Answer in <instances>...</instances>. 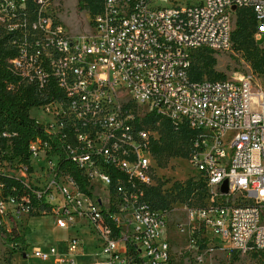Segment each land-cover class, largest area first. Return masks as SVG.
Listing matches in <instances>:
<instances>
[{"label":"built area","instance_id":"built-area-1","mask_svg":"<svg viewBox=\"0 0 264 264\" xmlns=\"http://www.w3.org/2000/svg\"><path fill=\"white\" fill-rule=\"evenodd\" d=\"M182 1L100 0L88 30L69 35L46 15L47 0H33L34 19L18 24L17 11L27 0H0L10 34L29 26L36 36L11 38L18 50L11 70L48 100L30 110L44 113L32 117L42 135L26 145L19 131L0 126V227L6 231L8 219L18 222L40 203L58 227L81 228L67 240L66 254L54 245L34 247L32 258H53L55 264H190L175 257L167 213L146 197L153 185V139L139 127L131 101L194 132L190 159L207 182L210 204L190 209L189 218L201 219L229 249L264 257V90L256 89L252 75H191L194 50L230 47L239 8L254 12L255 40L264 46V0ZM69 163L88 182L86 190ZM37 170L43 185L35 187L26 178ZM91 182L117 193L119 203L108 205ZM197 233L191 229V245ZM83 254L89 257L80 260ZM96 256L103 258L90 259Z\"/></svg>","mask_w":264,"mask_h":264},{"label":"rangeland","instance_id":"rangeland-1","mask_svg":"<svg viewBox=\"0 0 264 264\" xmlns=\"http://www.w3.org/2000/svg\"><path fill=\"white\" fill-rule=\"evenodd\" d=\"M94 1V0H93ZM96 1V0H95ZM187 1L194 3L200 0H183V3ZM80 0H47L45 6L46 15H49L59 21L66 32L69 35H79L88 30L89 16L93 14L89 10H79L78 4ZM37 7L33 4V0H27V3L23 8L18 9V18L14 24L27 21L30 23L36 14ZM38 13V12H37ZM248 17L247 11L236 12L233 16V30L236 28V21L239 16ZM3 15L0 14V32L4 34H10L9 29L11 27L10 22L3 21ZM256 29V25L250 24L247 30L246 42L239 44L233 42L231 39V45L228 49L223 51H214L211 55L215 59V63L212 68L205 69L202 79L218 80V79H232L239 78L244 75H252L255 87L263 88L264 90V74L255 72L251 65V59L254 55L261 56L264 52L263 45H257L255 43L254 34L250 36V32ZM232 30V31H233ZM11 35V34H10ZM35 33L32 32L28 26L27 30L23 31V34L14 32L9 36L11 38L18 39H35ZM12 45V41L10 42ZM263 43V42H262ZM47 52L46 47L42 48ZM192 63L199 65L196 60V56L199 54L207 55V52L201 50L193 51ZM122 101V100H121ZM129 107L134 109L135 114L141 121H138L139 127L145 128L151 135L152 139H159L161 137L168 138L167 132L174 130L179 132V129L175 127L170 121L164 118H160L155 122L145 118L146 114L150 112L148 106L140 104L135 101L129 102ZM31 117L40 118L44 116L43 111L34 110L30 111ZM175 140L174 147L182 149L183 156H169L170 154L164 153L162 156L152 155V183L157 189V193H151V190H146V197L150 201V198L156 203H162L164 201L165 206L161 207L167 213V237L171 242L172 249L176 258H183L190 264H264V257L258 253L243 254L238 251L229 249L226 247L222 240L215 236L212 229H208L203 224L202 220L198 217H194L193 220L189 218L188 211L194 209L195 211L207 207L210 204L209 189L208 196H205V192L201 189L192 190L193 187L187 186L188 179H193L198 183L202 177L199 174L196 167L192 164L190 159L191 144L184 141L178 136ZM166 160V163L164 161ZM26 180L33 186L38 187L43 185L41 171H33L29 174ZM183 183L180 187H172L173 183ZM92 190L94 194L99 195L107 203L116 204L119 203V197L117 193L111 191L110 194L104 189L101 182L92 184ZM110 197V199H108ZM42 205L36 204L29 214H22L20 220L16 222L14 219H8L5 222L4 227L7 230L0 233V264H55L54 259L50 258L47 261H41L37 258H32V250L34 247H41L43 250H49L50 246L54 245L61 250L63 254L64 248L67 244V240L70 236L79 233L81 228H63L58 227L56 224V216L50 211L45 213L41 211ZM159 209V208H157ZM45 213V214H44ZM82 230H88L86 228V222L83 221ZM4 228V229H5ZM15 228L19 235L25 237L24 244L20 245L22 248L14 249L13 245L5 238L10 235L9 230ZM191 229H196L198 232V240L196 245H191L190 233ZM87 243L90 238L88 234H82ZM25 249V254L22 252ZM91 251L88 249L89 252ZM25 255V256H24ZM103 257L96 256L90 258L91 260H99Z\"/></svg>","mask_w":264,"mask_h":264},{"label":"trees","instance_id":"trees-1","mask_svg":"<svg viewBox=\"0 0 264 264\" xmlns=\"http://www.w3.org/2000/svg\"><path fill=\"white\" fill-rule=\"evenodd\" d=\"M100 0H80L78 4L79 10H89L92 13H95L100 8ZM248 10V17L239 16L236 21V28L232 31L231 39L235 43L244 44L246 42L247 30L250 24L256 25L254 12L250 8H239L236 12L240 13ZM256 29L250 32V36L255 34ZM10 34H4L0 32V126L7 124L10 128L20 132V142L23 145L37 136L42 135V126L36 122L30 116V110L39 104L45 103L48 100L44 99L42 95L37 91L34 85L32 84H23L19 83V78L11 70L10 60L17 56V47L11 45V39L9 40ZM255 43H259L255 40ZM205 51L208 54L203 55L199 54L196 56V60L200 63L199 65L192 64L191 75L194 79H202L205 69L212 68V65L215 63V59L212 57L214 51L208 49H197L194 51ZM194 52H192V57ZM195 56V55H194ZM251 65L255 72L264 74V52L261 56L254 55L251 59ZM12 84L13 88L9 89L8 85ZM145 118L150 119L152 122L157 121L160 118H164L163 115L156 113V111H150L146 114ZM167 119V118H166ZM139 121L142 119L139 118ZM170 121L169 119H167ZM179 132H175L173 129L167 132L168 138L161 137L154 139L151 146V152L157 155H163L164 153L170 154L169 156H183L182 149L175 148V140L178 136L181 137L184 141L191 144V141L194 137V132L188 129L186 126H181L178 128ZM166 163V160L164 161ZM71 172L75 179L78 181V185L81 190H86L88 182H86L81 173L72 166V163H69ZM201 175V173H199ZM202 179L196 183L193 179H188L187 186L193 187L192 190L201 189L205 192V196H208V186L205 178L201 175ZM183 183L175 182L172 187H180ZM151 193H157V189L152 185L149 187ZM151 204L155 208L164 207V201L162 203H156L150 198ZM44 205L42 204L41 209ZM5 231L0 227V233L3 234ZM117 234H120V231L116 230ZM197 237V234L193 235ZM9 241L14 249H21L20 245L24 244L25 237L19 235L16 230H13L10 235L5 237ZM23 250V249H22Z\"/></svg>","mask_w":264,"mask_h":264},{"label":"water","instance_id":"water-1","mask_svg":"<svg viewBox=\"0 0 264 264\" xmlns=\"http://www.w3.org/2000/svg\"><path fill=\"white\" fill-rule=\"evenodd\" d=\"M232 9H233V10H236V7L233 6ZM222 190H223L224 192L227 191V183H226V182L224 183V185H223V187H222ZM24 256H25V255H24Z\"/></svg>","mask_w":264,"mask_h":264},{"label":"bare ground","instance_id":"bare-ground-1","mask_svg":"<svg viewBox=\"0 0 264 264\" xmlns=\"http://www.w3.org/2000/svg\"><path fill=\"white\" fill-rule=\"evenodd\" d=\"M60 252H62V251L60 250ZM88 257H89V255H86V254H83V255L80 256V258H82V259H87Z\"/></svg>","mask_w":264,"mask_h":264},{"label":"crops","instance_id":"crops-1","mask_svg":"<svg viewBox=\"0 0 264 264\" xmlns=\"http://www.w3.org/2000/svg\"><path fill=\"white\" fill-rule=\"evenodd\" d=\"M80 260H85V259L80 258Z\"/></svg>","mask_w":264,"mask_h":264}]
</instances>
